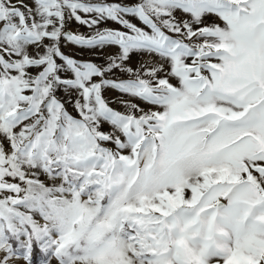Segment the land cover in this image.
Here are the masks:
<instances>
[{"label": "snow or ice", "instance_id": "snow-or-ice-1", "mask_svg": "<svg viewBox=\"0 0 264 264\" xmlns=\"http://www.w3.org/2000/svg\"><path fill=\"white\" fill-rule=\"evenodd\" d=\"M0 264H264V0H0Z\"/></svg>", "mask_w": 264, "mask_h": 264}, {"label": "rangeland", "instance_id": "rangeland-1", "mask_svg": "<svg viewBox=\"0 0 264 264\" xmlns=\"http://www.w3.org/2000/svg\"><path fill=\"white\" fill-rule=\"evenodd\" d=\"M80 31L83 32V31H86V29L81 28ZM78 58H80V57L78 56ZM84 58H87V57H84ZM136 63H138V58H136V59L133 60V66H135Z\"/></svg>", "mask_w": 264, "mask_h": 264}]
</instances>
